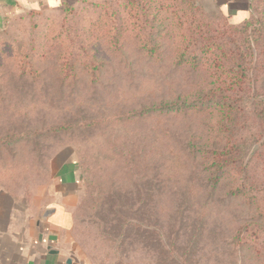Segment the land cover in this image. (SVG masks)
Returning a JSON list of instances; mask_svg holds the SVG:
<instances>
[{"label":"rangeland","instance_id":"obj_1","mask_svg":"<svg viewBox=\"0 0 264 264\" xmlns=\"http://www.w3.org/2000/svg\"><path fill=\"white\" fill-rule=\"evenodd\" d=\"M126 1L86 0L0 32V187L42 193L60 175L65 186L73 163L68 247L80 264H264V136L246 181L228 167L215 183L203 150L223 143L218 96L201 100L222 77L212 61L178 63L197 30L215 34L225 16L212 0H166L150 54ZM250 7L259 27L264 0ZM165 104L175 109L147 111ZM254 130L247 120L244 133Z\"/></svg>","mask_w":264,"mask_h":264},{"label":"trees","instance_id":"obj_2","mask_svg":"<svg viewBox=\"0 0 264 264\" xmlns=\"http://www.w3.org/2000/svg\"><path fill=\"white\" fill-rule=\"evenodd\" d=\"M84 1L86 0H78L73 5L65 6L61 14L70 13L76 4ZM165 1L127 0L125 3V10L135 25L137 37L150 54L157 51L155 40L162 34V27L157 22V14ZM190 7L197 10L194 3L190 4ZM42 14L47 13L32 11L23 16ZM47 16H54V14ZM115 17L119 19L117 15ZM227 18L229 17H224L228 21ZM251 18L252 14L249 13L239 23L226 21L215 34L212 31L197 30L192 37L194 49L183 52L178 60L179 64L192 62L194 65H199L201 61H212L222 77L214 91L201 100L208 103L218 96L216 103L219 113L218 137L223 143L218 149L203 150L213 162L212 180L215 183L220 179V172L228 167L230 172H236L240 179L246 181L253 157L248 162L246 158L252 146L264 136V98L256 99L260 97L258 91L256 92L258 76L260 73L264 74V23L258 22L259 27L252 28ZM118 24L119 22L116 24L114 20L112 25L114 38L120 33ZM250 28L252 30L249 34ZM254 52L257 61L253 67ZM66 66L70 65L66 64ZM174 109V105L165 104L160 108L154 107L147 111L169 112ZM247 120L254 123L255 130L245 134L243 130ZM243 135H245V141L242 142ZM262 148H264V142L259 151ZM246 187L244 182L241 188L245 190Z\"/></svg>","mask_w":264,"mask_h":264},{"label":"crops","instance_id":"obj_3","mask_svg":"<svg viewBox=\"0 0 264 264\" xmlns=\"http://www.w3.org/2000/svg\"><path fill=\"white\" fill-rule=\"evenodd\" d=\"M77 1L0 0V32L19 16L32 11L61 12ZM212 1L225 16L242 17L239 22L250 13V0ZM72 166L66 173L65 186L60 175L56 184L46 186L42 193L30 189L17 194L0 187V264H80L68 247L74 226L71 188L78 184Z\"/></svg>","mask_w":264,"mask_h":264},{"label":"water","instance_id":"obj_4","mask_svg":"<svg viewBox=\"0 0 264 264\" xmlns=\"http://www.w3.org/2000/svg\"><path fill=\"white\" fill-rule=\"evenodd\" d=\"M69 262L68 263H70V260H68Z\"/></svg>","mask_w":264,"mask_h":264}]
</instances>
